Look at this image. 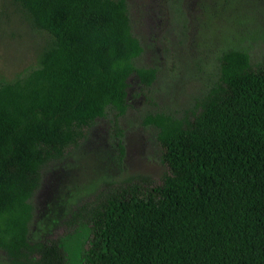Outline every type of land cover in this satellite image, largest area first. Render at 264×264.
<instances>
[{
    "label": "trees",
    "instance_id": "1",
    "mask_svg": "<svg viewBox=\"0 0 264 264\" xmlns=\"http://www.w3.org/2000/svg\"><path fill=\"white\" fill-rule=\"evenodd\" d=\"M48 38L37 62L0 75V251L8 264H68L66 236L88 231L84 264H264V54L218 55L217 77L182 113L158 107L152 126L166 171L104 180L71 211L70 232L32 239L44 170L79 147L110 112L145 94L155 65L128 0H14ZM121 162L125 145L119 128Z\"/></svg>",
    "mask_w": 264,
    "mask_h": 264
},
{
    "label": "rangeland",
    "instance_id": "2",
    "mask_svg": "<svg viewBox=\"0 0 264 264\" xmlns=\"http://www.w3.org/2000/svg\"><path fill=\"white\" fill-rule=\"evenodd\" d=\"M128 1L134 32L144 44L136 64L157 66L158 78L146 94L138 80L130 78L127 112L99 119L79 147L44 170L34 196L32 239L70 232L65 220L72 217L73 206L100 189L104 180L119 182L129 174H142L158 181L167 169L155 130L143 117L158 107L182 113L192 106L217 77L222 49L241 48L253 61L264 54V0ZM47 38L14 0H0V75L12 78L34 65ZM119 128L125 145L121 162L116 148ZM87 237L84 226L66 236L68 264H84ZM0 264H8L1 251Z\"/></svg>",
    "mask_w": 264,
    "mask_h": 264
}]
</instances>
